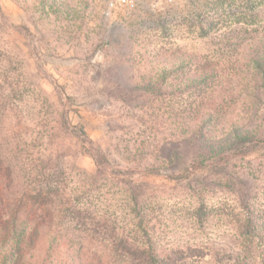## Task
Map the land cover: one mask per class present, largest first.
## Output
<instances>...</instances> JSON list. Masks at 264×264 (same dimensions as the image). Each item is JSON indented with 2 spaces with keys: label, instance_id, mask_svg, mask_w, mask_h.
<instances>
[{
  "label": "rangeland",
  "instance_id": "374dc122",
  "mask_svg": "<svg viewBox=\"0 0 264 264\" xmlns=\"http://www.w3.org/2000/svg\"><path fill=\"white\" fill-rule=\"evenodd\" d=\"M263 43L264 0H194L158 9L144 4L129 13L109 9L107 0H0V156L12 138L25 139L29 150L62 160L72 201L125 230L138 225L139 239L156 253L177 264H236L227 249L239 243L227 193L209 196V216L200 224L180 190L148 179L156 198L144 206L142 220L135 218L123 188L95 178L80 143L54 130V102L61 95L68 124L83 126L113 154L145 156L173 130L170 103L176 112L188 105L184 98L170 101L169 94L203 69L215 71L208 98L224 101L228 116H241L250 53ZM179 62L187 66L174 71ZM162 76L166 97L156 100L148 83ZM256 208L264 215V195ZM198 244L226 250L212 260L185 259L188 247ZM256 252L255 264H263L264 242Z\"/></svg>",
  "mask_w": 264,
  "mask_h": 264
},
{
  "label": "trees",
  "instance_id": "16d2710c",
  "mask_svg": "<svg viewBox=\"0 0 264 264\" xmlns=\"http://www.w3.org/2000/svg\"><path fill=\"white\" fill-rule=\"evenodd\" d=\"M185 66L179 62L174 71ZM247 68L244 111L237 117L226 114L224 101L216 104L207 96L216 81L214 68L178 81L170 101L184 98L188 105L176 112L170 103L173 130L151 144L145 156L113 154L91 139L83 126H70L61 95L54 102L58 114L54 130L80 143L93 161L95 178L110 179L123 188L125 206L135 218L142 220L144 206L156 198L148 179H162L180 190L200 224L209 216V196L227 193L239 241L227 249L236 254V264H255L256 250L264 242V215L256 208L264 195V43L252 49ZM166 79L148 83L149 97H166L160 92ZM8 145V153L0 156V264H177L173 256L160 255L142 242L138 225L125 230L87 204L72 201L62 160L29 150L25 139L12 138ZM187 250L185 259L203 261L217 258L226 248L198 244Z\"/></svg>",
  "mask_w": 264,
  "mask_h": 264
},
{
  "label": "built area",
  "instance_id": "2783aa9c",
  "mask_svg": "<svg viewBox=\"0 0 264 264\" xmlns=\"http://www.w3.org/2000/svg\"><path fill=\"white\" fill-rule=\"evenodd\" d=\"M194 1V0H107L109 9H120L125 12H134L144 4L149 8L158 9L163 6H172L178 2Z\"/></svg>",
  "mask_w": 264,
  "mask_h": 264
}]
</instances>
